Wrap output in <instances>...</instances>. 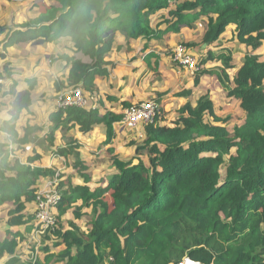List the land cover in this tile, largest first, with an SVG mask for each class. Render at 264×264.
<instances>
[{
	"label": "trees",
	"instance_id": "trees-1",
	"mask_svg": "<svg viewBox=\"0 0 264 264\" xmlns=\"http://www.w3.org/2000/svg\"><path fill=\"white\" fill-rule=\"evenodd\" d=\"M172 1L58 0V5L50 6L36 23L4 28L0 32L6 33L0 42V58L21 43L68 39L75 53H82L90 62L76 55L57 57L70 67L67 86L82 85L87 93H94L95 79L109 76V67L114 66L106 58L115 48L116 34H125L128 40L155 37L151 16L167 11ZM174 5L164 16L167 32L193 28L203 17L207 30L201 42L207 47L216 44L231 25L237 28L238 41L251 51L264 44V0H175ZM234 60L229 49L220 54L209 51L201 64L222 62L224 68L221 73L204 71L203 75L215 73L220 80L230 82L227 70L236 67ZM243 62L228 95L240 100L246 113L244 124L231 133L208 121L207 115L216 123L226 122L216 116L208 93L197 104L189 102L180 108L170 122L164 120L166 112L160 109L156 120L146 125L145 138L136 145L135 155L111 158L118 174L104 180L102 186L92 189L85 172L83 184L76 186L70 178H61L59 226L52 236L44 238L41 255L45 262L39 257L35 264H50L48 260L54 258L62 264H180L186 259L195 264H264V61L248 55ZM200 77L195 79L196 87ZM36 83L28 80L19 112L3 125L12 143L28 142L27 137L19 139L15 123L21 111L30 107ZM16 86L15 82L12 92ZM68 87L55 84L59 93ZM191 95L192 90L178 94ZM63 117L78 124L83 134L104 127L106 145H112L117 137L115 124L123 120V114L101 115L97 109L69 107L58 110L51 121L59 126ZM7 147V143H0V203L13 205L7 213V234L12 239L0 245V256L6 252L14 255L26 239L21 232L12 234V229L33 220L28 206L36 202L38 182L56 174L10 160ZM57 153L68 156L63 148ZM77 165L82 166L81 162ZM80 203L95 208L87 235L76 226L72 230L60 228L69 212L80 218ZM59 247L64 251L54 255L52 249ZM6 264L33 262L22 263L12 257Z\"/></svg>",
	"mask_w": 264,
	"mask_h": 264
},
{
	"label": "rangeland",
	"instance_id": "rangeland-1",
	"mask_svg": "<svg viewBox=\"0 0 264 264\" xmlns=\"http://www.w3.org/2000/svg\"><path fill=\"white\" fill-rule=\"evenodd\" d=\"M177 1L180 3L182 0H177ZM9 2H10V8L6 16L8 17L10 24L0 23V32L4 28H13V29L22 28L25 25L31 23L34 24L36 23L37 19L26 20L24 15H28V14L32 15V13L34 14L36 11L39 12V10L42 8L46 10L52 5L51 3L57 4L54 3L55 0H9ZM174 3L175 0L170 3V6H173ZM43 9L42 11H44ZM18 20H23V21H21V23H17ZM151 24L153 25L152 21ZM153 29L155 30V28ZM206 30H207V20L206 18L202 17L194 23L193 28L186 27V28H181L180 31L173 32V34H175L176 37L175 39H172L171 41L172 45H170L171 48L168 49V53L174 67H178L179 69H181L180 71L182 70L186 71V69L179 67L172 60L173 49L178 44H184L189 46L188 49L191 50L193 55L194 54L197 55L201 60L207 56L209 51H213V49L210 50L211 47H207V45L201 42L203 32ZM165 32H167V30ZM123 35L125 36V34ZM223 35H222L223 38L222 37L220 38L223 45L232 43L231 41L232 32L230 30L228 32L226 31ZM116 38H117V34H116ZM40 47L41 46H39V44L34 46H27L23 44L21 46V51L16 53V57H18L17 65L19 66L21 64H25V66L19 67V71L25 70V68L31 66L26 63L27 60H37L36 65L33 66L34 68L26 69L31 73L37 74V77L33 79L36 80L37 83L35 89L31 92V99H32L31 106L28 109H23L21 111L19 119L21 118L23 121L19 124V127H16L19 134V139H23L27 137L28 142L21 143L19 141H13L15 143L11 144L12 141L9 142L8 140L7 148H9L10 151V160L18 161L21 165L29 166L31 167V169H39L44 171L45 170L54 171L58 169L64 178L72 179V184L74 186L84 181V178L82 177L83 172L87 173L89 176L92 175L93 177L91 178H94L93 180L95 182L100 181L102 179H110L112 176L118 174V170L113 166L111 162V158L114 156H118L124 159L132 158L135 155L136 145L140 144L143 141H138L134 137V134L132 132L127 130L125 126H122V122L120 123L119 126H122V129L125 131L122 132V134H124L123 135L124 139L118 137L114 147L112 145L110 146L106 145L105 141H102L100 139L99 134L95 135L93 133L95 132L94 130L98 127H96L90 133L83 134L80 129V126L74 122H68V119L66 117H63L62 118L63 122L59 126H56L51 121V116L56 114V112H58L56 105L54 106L55 91L53 88L52 89L48 88V82L46 80L49 77L44 75V74L49 75L47 72L49 69L54 67V65H52V62L54 60L51 58V56L45 57L44 56L45 53H41L42 51ZM57 48H60V52L61 50H63V48L70 49L71 43L68 41L64 42L62 44H59ZM37 50H39L38 51L39 54H36ZM247 50L249 51L245 54V57H247L248 55H253V56L256 55L259 57L260 61H264V44L256 51H251V49H249L248 47ZM28 53L29 55L26 56ZM72 55H74L73 52ZM109 55L107 56V59L109 58ZM33 57L35 58L33 59ZM77 57L81 58L83 61H89L88 60L89 58L83 55L82 53L78 54ZM50 60H52V62H50ZM234 62H236V60H234ZM243 64L244 62H240V64H238L234 69L227 70L230 76V82L223 81L225 80V78H223V80H220L219 77L215 75V73L212 74L207 73L203 75L204 71H209V72L213 71V72L221 73V69L224 68L222 62L220 63V62L212 61L206 65L202 64L203 68L200 72L201 74L199 73V75L192 76L187 71L185 72V74L187 73V76H191V78L193 77V79L191 81L188 80L189 83L186 84V88L188 87L192 89V95L190 97L178 96V94L182 93L184 90L182 88V86L184 85H182L181 86L182 89L180 90L177 89L174 90L173 92L168 93L169 95L167 97H165L167 94H162L161 96L151 95L148 96L146 100H141L138 99L137 97L138 93H137L136 94L137 100L131 104H140L143 101H155L160 107V109L164 110V113L166 112L164 120L170 122L171 120L177 118L178 111L180 110V108H182L189 102L193 103V105L197 104V102L201 99V97H203L206 93H208L210 95L212 102L214 103V110L216 116L218 118H221L222 120H225L226 122L216 123L214 121V118L209 115H207V120L212 122L213 124H216L217 126L226 127L231 133H234L235 128L237 126L244 124L246 113L241 108L240 100L229 97L228 87L229 86H231L232 88L235 87L234 85L235 76L239 72ZM239 65L240 67L238 68ZM167 67L168 66L164 67L162 69V72H165ZM149 74L147 73V75L140 77L139 81L135 82L136 86L141 84V89L144 90V92H146L148 87H153V84H155L156 86L157 85L166 86V84H168L169 82V78L166 77L161 78L160 74H158L157 77L156 76L152 77V79L149 78ZM197 77H200V84H199L200 89L199 87L196 88L195 86V79ZM127 79L129 81L130 76H127ZM51 80L53 82V79ZM56 82L58 81H54L53 84ZM58 83L63 84L61 82ZM115 83H116V79L113 81V84ZM145 83H147L146 87H144ZM2 88H3L2 85H0V89ZM133 89L137 91L138 88L133 87ZM148 90L151 91L150 88ZM185 90L187 91V89ZM96 93L97 90L93 94L86 92L87 103H86V107H83L84 109L86 110L97 109L100 111L101 115H104L108 112L115 113V111L117 110L119 111L121 110L122 112L121 114H124V111L131 105L130 103L127 102H123L119 104V102H114L116 98L111 97V99H114V101H112L113 104L112 108L110 109L105 108V112H101V110L103 109L102 107H105V104L104 101L98 99V95ZM18 95L19 93L13 96L12 101H9L8 103L3 101L0 102V110L8 107L11 111L10 115L13 113V115L11 116L12 117L15 116L19 112V110L14 112V102ZM163 99H165V101ZM125 103L129 106L124 105ZM115 105L117 106L116 110L114 107ZM25 110H27L28 112H26L27 117L24 119V115L22 116V114L23 111L25 113ZM159 121L160 123H163L161 118L159 119ZM1 130L3 131V129ZM3 133H5L4 141L1 140L0 138V143H4L6 141V136L9 137V135L5 131H3ZM10 145L13 146L9 147ZM60 148L67 150L68 156L67 157L60 156L63 162H60V164H56L57 165L56 166L55 163L54 164L51 163V158L52 155L55 152H58ZM111 149H113L112 153L110 152ZM78 162H81L82 166L77 165ZM135 162L137 163V161ZM107 163L109 164V166ZM39 187L40 185H38V189ZM92 187L93 186H91V188ZM107 201L109 202L110 205H112L113 201L111 196L107 197ZM81 205L82 204L80 203L78 206ZM81 207H82V211L80 212L81 213L80 218L77 219L73 214V211H71L61 221L60 228L62 227L67 230H72L73 227L76 226L83 234L87 235L91 230V224L94 220L95 208L93 206L91 207L81 206ZM11 208H13V205L11 203H5V204L0 203V245L3 244L6 240L12 239V235L9 236L7 234L9 227L6 224V219L8 217L7 213ZM30 209H31L30 206H28V210ZM12 232H13L12 234H15L16 230L12 229ZM25 241L26 240L22 241L20 247L16 248L14 255L6 252L2 256H0V261H3L2 263L6 264L7 262H5V260H3L2 258L10 259L12 257H17L18 259L19 257H22L23 261L25 262L30 261L32 256H31V246L28 245L29 237L26 244ZM63 251H64L63 247L52 249L54 255H58ZM42 257L45 258L44 254H42L41 259ZM19 260L21 261V259ZM48 261H50V264H62L57 262V258Z\"/></svg>",
	"mask_w": 264,
	"mask_h": 264
},
{
	"label": "crops",
	"instance_id": "crops-1",
	"mask_svg": "<svg viewBox=\"0 0 264 264\" xmlns=\"http://www.w3.org/2000/svg\"><path fill=\"white\" fill-rule=\"evenodd\" d=\"M57 2H58V0H55L54 3H57ZM51 4L52 5H58V3L57 4L51 3ZM174 6H170V8H174ZM9 8H10L9 0H0V23L1 24H10L8 17L6 16ZM170 8H168L167 11H162L159 14L152 16V18H151L152 19L151 21L153 22L152 27L155 28L157 35L151 39L140 38L138 40H132V39L128 40L123 34L117 33L115 48L110 53L109 58L108 59L106 58V60L108 62H111L114 64L113 67L112 66L109 67L110 68V75L107 77L98 76L95 79V84L97 86V89H96L97 93L96 94L98 95V99L104 101V104H105V107H102L103 109L101 110V112H105V108H108V109L112 108V106H113L112 101H114V99H111V97L116 98L114 102H119V104L123 103V102H127V103L131 104L137 100V97H138V99L146 100L147 97L151 96V95L152 96H154V95L161 96L162 94H167L165 96V97H167L169 95L168 93L173 92L174 90H177V89L180 90L183 88L184 89L183 91H185V89L192 90L191 88H188V87L186 88V84L189 83L188 80L191 81L193 79V77L191 78V76H187V73L185 74L186 71H184V70L180 71L181 69H179L178 67H174L172 62H171L169 53H168V49L171 48L170 45H172L171 41H172V39H175V37H176V35L173 34V32H165L168 29L169 25L164 22V16L167 15L168 11H170ZM42 9H40L39 12L35 10L36 12L34 14L32 13V15H29V14L24 15L25 19L26 20L38 19L43 13H45L48 10V9H46V10L43 9L44 11H42ZM21 21H23V20H18L17 23H21ZM25 23H27V22H25ZM157 28H158V30H157ZM236 29L237 28L235 27V25H231L227 30V32L229 30L232 32V35H231L232 43L223 45L221 40H219L216 44H214L211 47L210 50L213 49V51L216 54H220L223 49H229L232 52L234 59L236 60V62H234V63L237 66L238 64H240V62H243V60L245 58V54L249 50H247L246 45L241 44L238 41ZM5 36H6V33H3L0 35V42L5 38ZM223 37H224V35H223ZM67 41L70 42V40H68V39H61L55 43H44L43 41H37V42H33V43H21L19 45H16L14 47L9 48L7 51V56L4 59L0 58V85H2V87H3L2 89H0V102L3 101V102L8 103L9 101H12V97L15 96L17 93H21V92L26 93V91L29 89L28 80H33L35 77H37V74L31 73L26 69L27 68H34L33 66L36 65L37 60H27L26 63L28 65H31V66L25 68V70L19 71V67H23V66H25V64H21L19 66L17 65V58L18 57H16V53L21 51V46L23 44H25L27 46H34V45L39 44V46H41L40 47L41 51H42L41 53H45V55H44L45 57L51 56V58L54 60L53 62H52V60H50V62H52V65H54V67H52L51 69L48 70L47 73L49 75H47V74H44V75L49 77L46 81L48 82V88L49 89L53 88L55 91V93H54V97H55L54 98V100H55L54 106L57 105V98H58L59 92L55 89L56 83L53 84V82L54 81L62 82L64 84V87H68L67 86L68 85V76H69V71H70L69 65L64 61L57 59V57L60 55H63V54H68L70 56L76 55V57L78 55L75 53L74 45L71 42H70L71 43L70 49L63 48V50H61V52H60V48H57V46L59 44L67 42ZM40 43H42V44H40ZM175 46H176V44H175ZM118 47H121V49H119ZM202 47H204V46H202ZM38 51L39 50L36 51V54H39ZM71 51L73 52L74 55H72ZM28 55H29V53L26 56H28ZM34 58L35 57H33V59ZM79 59H81V58H79ZM238 60H239V62H238ZM84 62H90V60L84 61ZM6 66H8L7 68L9 69L12 77L8 76V72L5 69ZM166 66H168L169 68L167 67L166 71L162 72V69ZM239 67H240V65L238 66V68ZM135 73H137V74H135ZM147 73L148 74L150 73L149 78H151V79H152V77H154V76L157 77L158 74H160L161 78H164V77L169 78V82H168V84H166V86H164V85H162V86L157 85L156 86L155 84H153V87H148L146 92H144V90L141 89V84L136 86L135 82L139 81L140 77L147 75ZM127 76H130L129 81L127 79ZM51 79H53V82ZM115 79H116V83L113 84V81ZM184 80H185V82H184ZM15 82H16L17 86H16V89L14 90V92H12V86ZM182 85H184V86H182ZM79 86L82 87V85H79ZM146 86H147V83H145L144 87H146ZM181 86H182V88H181ZM133 87H137L138 88L137 91L134 90ZM198 87L200 89V85ZM198 87H196V88H198ZM149 88L151 89V91L148 90ZM64 90H67V89H63V91ZM137 93H138V96L136 97ZM163 100L165 101V99H163ZM7 106H8V104H7ZM114 107L116 110L117 106L115 105ZM3 111H4V113H3ZM26 112H28V111L25 110V113L23 111V114H22V116L24 115V119L27 117ZM10 113H11V111L8 107L0 110V138L3 141H4L5 133H3V131L1 129H2L3 123L6 121H9L12 118ZM115 113L121 114L122 112H121V110L120 111L117 110V111H115ZM22 121L23 120L20 118L15 123L16 127H19V124ZM119 125H120V123L115 124V131H116L117 137L112 143L113 147H114L115 142L118 139V137L121 139H124V136H123L124 134H122V132L124 131L122 129L123 124H122V126H119ZM94 131L95 132H93V133L95 135L99 134V137L102 141H106V130L104 127L99 126ZM8 140H9V137L6 136V141L4 143H7ZM9 142H10V140H9ZM108 146H110V145H108ZM60 156L61 155H59L57 152H55L52 155L51 163L52 164L55 163V165H56V164H60V162H63V160ZM108 166H109V164H108ZM54 171L56 173L58 172L59 174H61L58 169H56ZM89 177L91 178L93 176L91 175ZM62 178L66 179L63 176H62ZM44 179H41L38 183L40 184L41 182H45ZM93 179L94 178H91V182H90V186H93L92 189L98 188L99 186L102 185L104 180H106V179H102L100 181L95 182ZM83 182L84 181H82V183H79V184H83ZM30 208L31 209L28 210V213L33 215L34 209H35V203L33 205H31ZM7 219H8V217H7ZM7 219H6V224H7ZM33 228H34V223H33V221H31V222H29V224L27 226H23V227L15 229V230H16V232H21L23 234V236L26 238L25 239L26 240L25 244H26L28 237L30 236L31 232L33 231ZM41 256L42 255H40V260H42V259L45 260L44 257H42V259H41ZM2 259L5 260V262H7L9 260L7 258H2ZM19 259H21L22 263L25 262V261H23L22 257H19ZM2 262L3 261H0V264H3Z\"/></svg>",
	"mask_w": 264,
	"mask_h": 264
},
{
	"label": "built area",
	"instance_id": "built-area-1",
	"mask_svg": "<svg viewBox=\"0 0 264 264\" xmlns=\"http://www.w3.org/2000/svg\"><path fill=\"white\" fill-rule=\"evenodd\" d=\"M172 60L179 67L186 69L192 76L199 74L203 68L201 59L193 55L187 45L178 44L172 52ZM86 92L81 86L69 87L58 94L57 109L63 110L69 107H86ZM160 111V107L155 101H143L140 104H131L123 114L122 124L127 130L134 134L138 141H142L145 136V127L153 123ZM13 144V143H11ZM10 145L9 147H12ZM62 176L58 172L53 177L45 178V182L39 185L34 209V228L29 236L28 245L31 246L30 261L33 264L39 259L41 249L44 246V238L52 236L58 226V206L62 201V193L59 190ZM180 264H190L188 259Z\"/></svg>",
	"mask_w": 264,
	"mask_h": 264
},
{
	"label": "water",
	"instance_id": "water-1",
	"mask_svg": "<svg viewBox=\"0 0 264 264\" xmlns=\"http://www.w3.org/2000/svg\"><path fill=\"white\" fill-rule=\"evenodd\" d=\"M25 96V92H21L19 93V95L17 96L15 102H14V112L18 111L21 108V104H22V100L23 97ZM13 115V113L11 114ZM190 264H195L192 261H190Z\"/></svg>",
	"mask_w": 264,
	"mask_h": 264
},
{
	"label": "clouds",
	"instance_id": "clouds-1",
	"mask_svg": "<svg viewBox=\"0 0 264 264\" xmlns=\"http://www.w3.org/2000/svg\"><path fill=\"white\" fill-rule=\"evenodd\" d=\"M0 35H1V33H0ZM189 260V259H188ZM189 261H191V260H189ZM193 262V261H192ZM194 263V262H193Z\"/></svg>",
	"mask_w": 264,
	"mask_h": 264
}]
</instances>
